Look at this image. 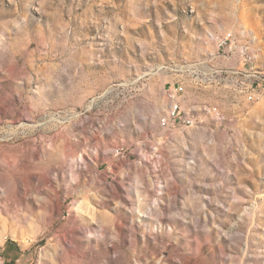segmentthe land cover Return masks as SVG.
I'll use <instances>...</instances> for the list:
<instances>
[{"label": "rangeland", "instance_id": "obj_1", "mask_svg": "<svg viewBox=\"0 0 264 264\" xmlns=\"http://www.w3.org/2000/svg\"><path fill=\"white\" fill-rule=\"evenodd\" d=\"M227 31L264 79V0H0V218L26 264H264V98ZM178 85L197 123L161 128Z\"/></svg>", "mask_w": 264, "mask_h": 264}, {"label": "built area", "instance_id": "obj_2", "mask_svg": "<svg viewBox=\"0 0 264 264\" xmlns=\"http://www.w3.org/2000/svg\"><path fill=\"white\" fill-rule=\"evenodd\" d=\"M255 40L256 38L250 32L242 31V36L238 37L233 32L227 31L216 33V42H213L218 51L221 52L223 58L230 59L236 55L234 57L241 64L239 70L235 72L239 74L236 77L240 83L238 90L249 102L264 98V79L259 80L253 72L254 61L256 59ZM253 87H262V94L254 95ZM182 92V85L167 90L168 106L164 114L166 116V123L161 128L166 129L178 125L188 128L196 125V119L189 113H186L181 107L180 95ZM209 112L216 119L220 118V114L216 109L209 110ZM121 154L122 149L114 150V155Z\"/></svg>", "mask_w": 264, "mask_h": 264}, {"label": "crops", "instance_id": "obj_3", "mask_svg": "<svg viewBox=\"0 0 264 264\" xmlns=\"http://www.w3.org/2000/svg\"><path fill=\"white\" fill-rule=\"evenodd\" d=\"M4 221L0 218V264H26L27 254L18 234L6 232Z\"/></svg>", "mask_w": 264, "mask_h": 264}, {"label": "bare ground", "instance_id": "obj_4", "mask_svg": "<svg viewBox=\"0 0 264 264\" xmlns=\"http://www.w3.org/2000/svg\"><path fill=\"white\" fill-rule=\"evenodd\" d=\"M255 91L256 92L253 93L254 95H261L262 94V88H257ZM165 123H166V116H164L160 119V125L164 126Z\"/></svg>", "mask_w": 264, "mask_h": 264}]
</instances>
